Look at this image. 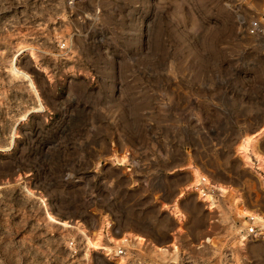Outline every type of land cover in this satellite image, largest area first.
<instances>
[{
    "label": "rangeland",
    "instance_id": "rangeland-1",
    "mask_svg": "<svg viewBox=\"0 0 264 264\" xmlns=\"http://www.w3.org/2000/svg\"><path fill=\"white\" fill-rule=\"evenodd\" d=\"M263 125L264 0H0V264H264Z\"/></svg>",
    "mask_w": 264,
    "mask_h": 264
},
{
    "label": "bare ground",
    "instance_id": "bare-ground-1",
    "mask_svg": "<svg viewBox=\"0 0 264 264\" xmlns=\"http://www.w3.org/2000/svg\"><path fill=\"white\" fill-rule=\"evenodd\" d=\"M24 51H26V50L25 49L24 50L19 49L17 51L15 57L10 62L9 70L14 75H22L23 77H28L25 73L20 71L16 67V64H15L16 58L19 57V55L23 54ZM29 85H30V87H33L34 84L32 85L31 81L29 80ZM33 91L36 94L34 88H33ZM262 136H264V125L260 129L259 133H257L256 135H252V134L248 133L240 139V141L237 145V153H238V156L241 157V159L243 160V162L245 163L246 166H249V167L251 166V168L252 167L264 168V153L262 152V150L260 149V146H259V141H260V138ZM202 180H204V178L200 174H196L194 184H199V183L201 184ZM192 181H193V176H191L189 183ZM220 190H221V192H223L222 189H220ZM238 215L241 217H244V216L251 217L258 224L264 225V215L263 214L251 213L248 211H241ZM50 219H51V217H50ZM84 237H85V242L87 245V253L96 249L95 243L97 241L98 234L93 233L90 236L85 234ZM157 250L163 254L167 253V249H164V248H158ZM119 256H121V255H119ZM121 263H122V261H121V259H119L118 264H121Z\"/></svg>",
    "mask_w": 264,
    "mask_h": 264
},
{
    "label": "built area",
    "instance_id": "built-area-1",
    "mask_svg": "<svg viewBox=\"0 0 264 264\" xmlns=\"http://www.w3.org/2000/svg\"><path fill=\"white\" fill-rule=\"evenodd\" d=\"M245 31H246V33L248 35H252V36H254V35L261 36L262 32H263L260 22L254 20V19H252L250 22L247 23V25L245 27ZM57 47H58L59 50H62V51L63 50L65 51V49L67 48L65 42H63V41L58 43ZM260 228L261 227L258 225V223L256 221H254L251 217H248V221H247V223H246V225H245V227H244L242 232L245 235H248V236L249 235L261 236L263 231H261L262 229H260ZM68 245L69 246H71V245L73 246L72 241H69ZM116 251H117L116 254H118V255H123L124 254L123 248H121L120 246L117 247ZM179 262H180V264H194L193 261H190L189 259H186V258H184L183 260H181V258H180ZM170 263H171L170 261H165L164 262V264H170ZM133 264H142V263L136 260V261L133 262Z\"/></svg>",
    "mask_w": 264,
    "mask_h": 264
},
{
    "label": "water",
    "instance_id": "water-1",
    "mask_svg": "<svg viewBox=\"0 0 264 264\" xmlns=\"http://www.w3.org/2000/svg\"><path fill=\"white\" fill-rule=\"evenodd\" d=\"M190 179H191V174L189 173V180H190ZM189 180H188V181H189Z\"/></svg>",
    "mask_w": 264,
    "mask_h": 264
},
{
    "label": "crops",
    "instance_id": "crops-1",
    "mask_svg": "<svg viewBox=\"0 0 264 264\" xmlns=\"http://www.w3.org/2000/svg\"><path fill=\"white\" fill-rule=\"evenodd\" d=\"M227 194H229V193H227Z\"/></svg>",
    "mask_w": 264,
    "mask_h": 264
}]
</instances>
